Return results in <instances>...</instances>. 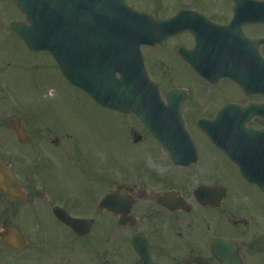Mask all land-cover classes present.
Here are the masks:
<instances>
[{
  "label": "flooded vegetation",
  "instance_id": "1",
  "mask_svg": "<svg viewBox=\"0 0 264 264\" xmlns=\"http://www.w3.org/2000/svg\"><path fill=\"white\" fill-rule=\"evenodd\" d=\"M181 4V33L142 51L159 90L163 81L150 64L164 81H177L153 50L172 47L191 71L193 79L160 92L166 105L181 104L196 153L188 166L193 156L187 145L167 150L134 115H117L119 140L108 146L100 114L86 115L82 125L68 123L41 103L39 93L27 101L0 65V229L9 224L25 240L18 252L26 249V256L18 264L28 258L33 264H109L113 227L117 255L132 264L139 259L133 239L139 249L147 245L156 264H264V194L241 178L206 134L239 138L264 128V0ZM26 73L20 65L13 77ZM175 89L182 96H169ZM252 157L253 167L264 165V154ZM109 161L119 168L114 176ZM111 192L117 215L106 209L108 202L101 205ZM70 219L87 221L86 235H77Z\"/></svg>",
  "mask_w": 264,
  "mask_h": 264
},
{
  "label": "water",
  "instance_id": "2",
  "mask_svg": "<svg viewBox=\"0 0 264 264\" xmlns=\"http://www.w3.org/2000/svg\"><path fill=\"white\" fill-rule=\"evenodd\" d=\"M14 4L28 24L15 23L12 32L30 51L49 52L71 85L103 108L135 114L166 148L171 149L170 139L175 137H182L191 145L184 131L180 135L168 133L167 129L182 130L180 103L170 108L162 104L139 52L141 45L161 44L168 36L179 33L180 14L155 20L127 8L122 0H14ZM207 136L238 165L246 181L257 184L264 192V166L262 174L253 173L247 159L238 157L245 152L242 147L231 148V136L212 132H207ZM261 136L264 138V132ZM83 224L78 220L72 223L81 234L86 229ZM0 237L13 249L22 245L17 233L6 226ZM139 254L137 264H154L146 250Z\"/></svg>",
  "mask_w": 264,
  "mask_h": 264
},
{
  "label": "rangeland",
  "instance_id": "3",
  "mask_svg": "<svg viewBox=\"0 0 264 264\" xmlns=\"http://www.w3.org/2000/svg\"><path fill=\"white\" fill-rule=\"evenodd\" d=\"M127 1H130L132 7L136 10L147 11L159 15L160 17L174 12V10L180 6L179 2L181 4L184 0H161L165 1L162 5L158 3L152 4V0ZM15 20H22V16H20L15 10L12 0H0V38L4 39V42H7L5 43L6 46H0L2 50L0 53V65H3L6 70L8 69L10 71L11 79L17 83V86L19 87L18 89L21 88V90L27 94V101H31L33 94L35 95V93H39V99L42 101L41 103H46L47 105L44 106L47 108L53 106L52 109L54 112L68 123L74 122L82 125L85 123L84 118L86 115L100 114L102 118L106 119L108 146H113L115 148L117 141L119 140L117 124L120 118L111 111L99 110L81 92L70 86L64 80L60 72L56 70V65L53 60L48 58L46 54L32 55L20 42L12 38L9 25ZM4 42H2V44H4ZM169 44L170 43H168V45ZM152 53L160 57L161 61L165 64V70L172 72L177 81V83H168L164 81V77L160 76V70L157 67H152L150 64L149 66L153 68L151 69L153 70V73L159 75L163 81L160 92L163 93L169 86L178 87L181 85L179 83L188 82L193 79L191 71L182 64L176 55L175 49L173 50L172 47L168 48L167 51L161 49L153 50ZM144 55L147 60L149 58L148 52L145 51ZM20 65H25L29 71H27L24 77L14 79V71H17L18 66ZM97 129L100 130V126H98ZM99 141L98 138L96 143L100 146ZM146 166L148 167L149 164L147 163ZM108 169L109 176H114L115 171H119L115 161H109ZM109 232V241L111 240V243L109 242L110 244L108 246L109 264H132L129 259H125L126 256L122 258L117 255L119 253V237L116 236V229L113 227ZM25 256L26 249L14 253L0 245V264H18L19 260L22 258L24 259ZM28 260V264H33L32 259L30 260L28 258Z\"/></svg>",
  "mask_w": 264,
  "mask_h": 264
}]
</instances>
